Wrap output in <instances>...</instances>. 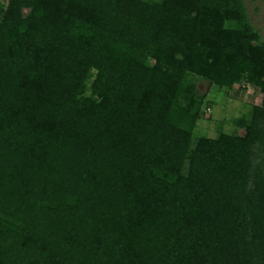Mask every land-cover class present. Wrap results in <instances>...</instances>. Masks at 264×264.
Instances as JSON below:
<instances>
[{
    "label": "trees",
    "instance_id": "obj_1",
    "mask_svg": "<svg viewBox=\"0 0 264 264\" xmlns=\"http://www.w3.org/2000/svg\"><path fill=\"white\" fill-rule=\"evenodd\" d=\"M192 78L257 89L193 137ZM264 42L242 0L0 4V264H264Z\"/></svg>",
    "mask_w": 264,
    "mask_h": 264
},
{
    "label": "rangeland",
    "instance_id": "obj_2",
    "mask_svg": "<svg viewBox=\"0 0 264 264\" xmlns=\"http://www.w3.org/2000/svg\"><path fill=\"white\" fill-rule=\"evenodd\" d=\"M242 2L250 23L258 30L264 42V0H242ZM0 4H5V0H0ZM192 80L196 92L201 96L200 115L192 131L193 137L214 138L218 132L242 136L244 129L238 127L237 120L248 121L253 108L259 107L257 89L251 85L238 83L231 89L225 90L197 78ZM259 159L264 164L263 154H257L254 161Z\"/></svg>",
    "mask_w": 264,
    "mask_h": 264
}]
</instances>
